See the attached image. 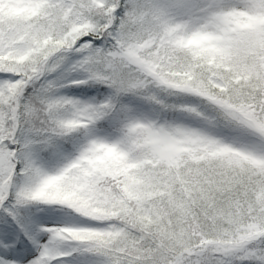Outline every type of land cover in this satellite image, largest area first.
I'll use <instances>...</instances> for the list:
<instances>
[{
    "label": "snow or ice",
    "instance_id": "1",
    "mask_svg": "<svg viewBox=\"0 0 264 264\" xmlns=\"http://www.w3.org/2000/svg\"><path fill=\"white\" fill-rule=\"evenodd\" d=\"M0 264H264V0H0Z\"/></svg>",
    "mask_w": 264,
    "mask_h": 264
}]
</instances>
